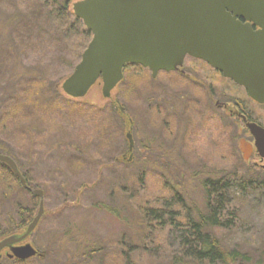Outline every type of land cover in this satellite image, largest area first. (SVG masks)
Here are the masks:
<instances>
[{"label": "rangeland", "instance_id": "obj_1", "mask_svg": "<svg viewBox=\"0 0 264 264\" xmlns=\"http://www.w3.org/2000/svg\"><path fill=\"white\" fill-rule=\"evenodd\" d=\"M78 1L70 0L66 12L58 13L63 0H0V154L8 152L28 172L32 187L44 193V214L28 240L45 256L28 264H119L117 249L123 238L131 244L143 238L139 204L162 206V199L172 196L167 188L180 189L183 182L188 204L204 210L202 180L234 165L240 173L250 166L259 174L264 164L251 151L253 139L235 116L234 103L263 126L264 106L248 101L241 88L201 62L185 61V78L175 73L152 78L148 70L129 69L108 99L102 97L100 80L82 99L67 97L61 84L79 63L77 53L91 40L79 45L80 36L66 32ZM43 80L66 103L26 89ZM209 86L212 95L206 93ZM27 99L38 106H29ZM14 105L19 112L11 116ZM80 108L83 112L71 114ZM183 117L184 130L179 123ZM235 141L239 152L234 151ZM169 153L178 161L170 163ZM186 170L187 175L203 174L191 183ZM18 191L0 195V222L17 220L13 200L32 206ZM259 192L237 193L240 223L233 230L215 232L227 250L250 255L252 264H264V193ZM149 239L151 245L158 243L163 262L180 248L177 233L170 229L152 232ZM95 250L101 262L94 254H84ZM130 257L149 264L158 258L140 250Z\"/></svg>", "mask_w": 264, "mask_h": 264}, {"label": "water", "instance_id": "obj_2", "mask_svg": "<svg viewBox=\"0 0 264 264\" xmlns=\"http://www.w3.org/2000/svg\"><path fill=\"white\" fill-rule=\"evenodd\" d=\"M72 11L91 40L61 84L67 97L82 99L101 79L102 96L108 99L122 81L126 65L141 66L155 77L176 70L188 55L264 105V0H80ZM251 24L259 29L253 31ZM242 120L263 162L264 128ZM127 138L131 151L130 135ZM0 162L27 190L15 162L5 155H0ZM261 168L264 171V165ZM31 195L39 199L31 223L24 232L0 241V251L9 248L11 257L23 261L41 256L30 243L16 246L33 235L44 214L43 191L31 190Z\"/></svg>", "mask_w": 264, "mask_h": 264}, {"label": "trees", "instance_id": "obj_3", "mask_svg": "<svg viewBox=\"0 0 264 264\" xmlns=\"http://www.w3.org/2000/svg\"><path fill=\"white\" fill-rule=\"evenodd\" d=\"M63 1V6H61L58 13L66 12V6L70 0ZM53 2H56V0H53ZM65 29L66 32L70 33V36L75 37L76 39L80 36V41H77L79 45H81L80 42H88L89 37L91 36L81 21L76 18H73V20L68 24V27ZM80 53L81 52L77 53V58L81 56ZM133 68L139 72L146 70L141 66L126 65L123 72ZM139 72H135V75H137L138 78L142 76L139 75ZM26 89L31 90L33 93H46L53 99L58 98L57 101L60 104L66 103V101L63 100V97L59 96L55 90L56 88L53 89L50 84H46L44 80L32 82L31 89L30 87H26ZM28 101L30 100L27 99L26 104L29 106H38L36 105V102ZM75 110L83 112V109L80 108L72 110L71 114H73ZM18 112L19 109L15 106L10 114L11 116H14ZM247 116L251 118L250 115L247 114ZM62 128L63 126L59 129L63 131ZM237 143L238 142L235 141L236 149H234L233 146L235 152H239ZM4 153L11 157L8 152ZM170 154L171 153L167 154L168 161H170V163L175 161L177 162L179 157L174 154ZM237 163L243 164L242 160L240 161L239 158L237 159ZM167 168L169 169V167ZM23 171L21 170V173L27 183V186L32 188L31 178L29 177L28 172ZM187 171L188 170H186V175ZM167 173H170L169 176H171V170H167ZM179 174L181 177L186 176H182L180 172ZM202 174L203 172L196 171L187 175V179L192 183L195 179L200 178ZM214 174L216 175L215 177L208 176L202 180L200 184L201 190L204 194V210H199L198 207L195 204L193 205L191 202L188 204V201H190L188 196V187L184 186L183 182L180 189L174 185H170V187L167 188L166 186L168 182H164L163 187L167 188V191L171 193L172 196L162 199V206H160L161 203L156 204L158 205L157 207H148L146 205L139 204L136 209V214L143 231V238L138 243L131 244L127 243L124 237L117 249L119 252L118 263L149 264V260L141 261L140 263L133 257H130V253H132V251L140 250L144 256H147V254L150 255L151 253H157V260L159 259L160 261L155 260L153 264H160L163 260L158 253V243L151 245L149 242V234L153 232L159 235L170 229V233H177V237L180 241V248L177 251L178 253L171 254L168 259H164L165 262L162 264H252V258L250 255L240 253L237 250H227L222 245L221 241L215 237V232L216 230L224 229H226V231L233 230L236 227V222L240 223V209L235 206V202L237 201L235 195L237 193L249 194V192L255 191L264 193V173L260 172L259 174H255L253 172V168L250 166H247L245 171L240 173L237 166L234 165L232 167L228 166L218 168L217 173ZM140 179L141 177L139 180ZM16 189H19L18 192L22 191L28 196L32 206L26 204L25 206H22L23 204L21 202L13 200L17 213V220L15 221L11 219L0 222V239L25 231L27 226L35 217L38 205V199L33 198L28 190L22 189L18 179L6 167V165L0 162V195L3 197L10 196L15 193ZM50 214L51 213L47 215ZM167 226L168 228L164 229ZM66 238H68V235ZM156 239H158V236ZM95 252H97V256ZM84 254L89 255L88 257L91 258L94 254L93 257H98V262H101L103 259L100 257L97 250L91 252V254H88L87 252ZM87 260L90 261L89 259ZM13 264L28 263L27 261L16 260Z\"/></svg>", "mask_w": 264, "mask_h": 264}, {"label": "flooded vegetation", "instance_id": "obj_4", "mask_svg": "<svg viewBox=\"0 0 264 264\" xmlns=\"http://www.w3.org/2000/svg\"><path fill=\"white\" fill-rule=\"evenodd\" d=\"M240 22L241 23H246L245 21H243V20H240ZM251 28H252V30L253 31H257L259 28L258 27H256V26H254V25H252L251 24ZM187 60H193V61H197V62H201V63H203V64H205L208 68H210L212 71H214L215 73H217L218 75H220L223 79H225V80H227V81H229V82H231L234 86H236V87H239V88H241L243 91H244V93H245V95L247 96V99H248V101H250V102H252V103H254L255 105H258V104H256L255 102H253L252 100H250L249 99V97H248V95H247V93H246V91L242 88V87H240V86H238L237 84H235L234 82H232L231 80H229V79H226V78H224L223 76H222V74L219 72V71H217V70H215V69H213L212 67H210L207 63H205L204 61H201V60H199V59H195V58H192V57H190V56H186L185 58H184V60H183V63H182V65L181 66H178L177 68H176V70H173V71H170V72H166V71H162V72H159V73H163V74H173V73H175V74H177L178 76H180V77H186V73H185V70L183 69V66H184V63H185V61H187ZM158 73V74H159ZM151 74V73H150ZM157 74V75H158ZM151 76H152V74H151ZM212 86V85H211ZM211 86H209V91H206V93H208V94H210V95H212V91H213V87H211ZM241 102H245V101H241ZM243 104V103H242ZM234 105H235V107H234V109H235V111H234V114H235V116L240 120V121H242V124H243V127L248 131V129L246 128V125H245V122L242 120V117H245L246 118V122H250V123H255V124H257V125H261V126H263L262 124H260V123H258L257 121H255L254 119H251V118H249L248 116H247V114H249L248 112L246 113V111H244V110H242L241 108H240V105H238L237 103H234ZM258 106H260V105H258ZM262 106H264V105H262ZM243 108H245L244 107V105H243ZM231 114H232V111L230 112ZM182 119H184V120H180L179 121V123H180V126H182L183 127V130H184V126L182 125V124H186V119L183 117ZM248 133H249V131H248ZM249 135H250V133H249ZM251 136V135H250ZM253 139V138H252ZM254 142V141H253ZM129 146V145H128ZM128 149H129V147H128ZM255 150V145H254V143H253V147L251 146V151H254ZM239 151H240V148H239ZM128 152V151H127ZM129 154H127L126 153V155H123L122 156V158L124 159L125 157H127ZM133 157V156H132ZM1 240H3V238H1L0 239V241ZM27 242H29V240H26V241H24V242H22V243H20V244H17L16 246H22V245H25ZM33 246V245H32ZM34 247V246H33ZM35 248V247H34ZM36 249V248H35ZM37 250V249H36ZM11 251H10V249L9 248H4V249H2L1 251H0V264L1 263H3V262H5V263H14L17 259H15V258H13V257H11ZM43 256H45L44 255V253L43 254H41V256H39L40 257V259L43 257ZM39 257H38V259H39Z\"/></svg>", "mask_w": 264, "mask_h": 264}]
</instances>
